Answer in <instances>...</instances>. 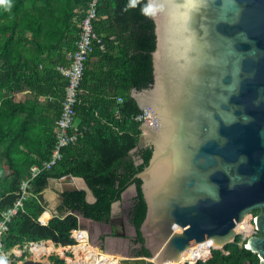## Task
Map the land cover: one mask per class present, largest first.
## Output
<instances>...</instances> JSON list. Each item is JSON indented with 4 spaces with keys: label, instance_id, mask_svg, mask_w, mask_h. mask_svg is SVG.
<instances>
[{
    "label": "water",
    "instance_id": "1",
    "mask_svg": "<svg viewBox=\"0 0 264 264\" xmlns=\"http://www.w3.org/2000/svg\"><path fill=\"white\" fill-rule=\"evenodd\" d=\"M146 3L155 35L152 83L131 96L154 117L141 124L132 151L151 148L133 176L146 208L138 231L147 254L120 264L177 263L202 241L216 247L212 256L233 243L234 226L252 212L256 235L244 249L264 264V0ZM47 187L83 191L88 204L96 202L81 178H49ZM128 196L125 190L112 209L120 204L122 214Z\"/></svg>",
    "mask_w": 264,
    "mask_h": 264
},
{
    "label": "trees",
    "instance_id": "2",
    "mask_svg": "<svg viewBox=\"0 0 264 264\" xmlns=\"http://www.w3.org/2000/svg\"><path fill=\"white\" fill-rule=\"evenodd\" d=\"M86 4L87 0H0V214L14 205L30 167L50 158L60 114L56 98L66 86L56 67L68 64L66 53L74 48ZM93 28L105 50L91 53L79 86L75 121L86 131L62 151V159L48 173L35 178L31 191L36 199L26 200L24 212L18 211L8 222L2 237L4 249L22 241L71 245L69 232L77 227L73 215L108 221L112 204L131 184H135L136 196L131 200L129 219L141 240L138 229L146 208L140 181L133 176L147 165L151 148L137 152L142 163L135 166L132 151L142 129L141 122L133 118L141 109L131 92L152 83L154 24L146 0H99ZM20 92H27L24 100L15 101ZM45 95L54 100L39 102L38 97ZM66 175L83 179L96 202L88 204L83 191L62 193L56 217L41 226L36 219L46 205L43 192L48 179ZM240 242L237 236L233 243L213 251L212 264H242L251 253ZM224 253L226 257H220Z\"/></svg>",
    "mask_w": 264,
    "mask_h": 264
},
{
    "label": "built area",
    "instance_id": "3",
    "mask_svg": "<svg viewBox=\"0 0 264 264\" xmlns=\"http://www.w3.org/2000/svg\"><path fill=\"white\" fill-rule=\"evenodd\" d=\"M99 0H87L86 8L83 10V17L78 22L77 38L74 42V48L72 51L66 53V59L68 64L66 66L59 65L56 67L59 75L66 81L64 94L59 99L60 102V114L55 121V144L51 151L49 160L43 162L41 166L30 167L29 174L20 183V193L15 201L14 205L7 211L2 212L0 220V264H57L55 260H61L64 264H69L68 258L75 260V254L70 251H65L63 254L56 250H51L49 253L39 252L40 246L44 243H52L51 240H40V241H22L14 245L10 249H4L2 244V237L8 231V222L14 217L18 211L24 212V202L30 198L36 199V194L31 191L35 178L41 173H48L61 159L62 151L76 144L84 135L86 131L85 127L77 126L75 121V106L79 103L80 96V83L83 77L85 63L88 60L94 49H99L104 52L105 46L102 42V38L97 36L94 32L93 22L96 19L97 6ZM51 99V98H49ZM121 98H117V103H121ZM117 115V110L115 111ZM134 121L146 122V125H153L154 117L151 115L150 110L143 109L141 113L135 116ZM49 213L48 218H44L43 214ZM77 221V227L70 230L69 239L71 245L62 246L56 245L61 248L68 246L77 247L79 246V240L87 245L90 243L88 240L92 236L90 229L86 225H82V218L73 215ZM43 217V218H42ZM56 217L47 209L45 205L43 211L37 217V222L41 226H47L48 222ZM77 236V238H73ZM95 247V243H93ZM97 256L106 254L97 247ZM36 250L38 255L35 257L33 250ZM92 253L88 252L84 254V260L90 261L92 259ZM122 258H118L116 264H120Z\"/></svg>",
    "mask_w": 264,
    "mask_h": 264
},
{
    "label": "flooded vegetation",
    "instance_id": "4",
    "mask_svg": "<svg viewBox=\"0 0 264 264\" xmlns=\"http://www.w3.org/2000/svg\"><path fill=\"white\" fill-rule=\"evenodd\" d=\"M144 148L146 147H140L133 152L135 155L134 159L137 160V162H135V166L141 164L139 154L136 155V153ZM126 190L129 191V196L126 202L127 205L123 206L122 217L117 216L114 213L113 208L111 209V215L108 221L92 223H90L89 221H85V223L86 226L90 229L92 236H95V243L98 247L101 248V250L106 249L108 241H114L115 239H119L122 244L117 243L115 246H123V248L125 247L126 252L123 254L127 255V258H138L147 254V251L143 247H140V244L143 242V240L142 238V241L140 240L136 228L129 219V207L131 205V200L136 196V191L130 189L128 190V188ZM257 213L258 212H254V215H256ZM246 223H248V220L246 221ZM210 252L211 249H209V253ZM227 254L228 253H224L220 257H226ZM206 262L211 264L214 263L213 255L210 256V258ZM242 264H259V258L255 254H246Z\"/></svg>",
    "mask_w": 264,
    "mask_h": 264
},
{
    "label": "bare ground",
    "instance_id": "5",
    "mask_svg": "<svg viewBox=\"0 0 264 264\" xmlns=\"http://www.w3.org/2000/svg\"><path fill=\"white\" fill-rule=\"evenodd\" d=\"M49 217V213H47V218ZM248 219V216L246 218H244V220L242 221V223H237L234 228L237 230V233L235 234L237 235H242L244 238L247 236L248 233L252 232L251 229V224L246 223ZM73 238H77V236H74ZM79 240V246H77L78 250L76 249V247H72V246H68L65 248H61L58 247L50 242L48 243H44L42 244V246H40V250L39 252H46L49 253L51 250H56L57 252L63 254V252L65 251H70L71 253L75 254V260L69 259L68 258V262L69 264L75 263V264H104L105 261H109V259L113 260L114 262L118 260V258L116 256L113 255H108L109 252H106V254H101V256H97V252L94 251V247L91 244H85L83 241L84 240ZM92 239L89 238V242L92 243L91 241ZM216 247H213L212 244H209V246H206L203 241L199 242L197 244H195V246L188 250L187 252L181 254L180 256V261L177 263L171 262V261H165L162 264H197L200 260H202L204 258L205 255L209 254V249H213ZM78 251H84L82 253L78 252ZM90 252L92 253V259L90 261L84 260V254H86V252ZM33 253L35 255V257L38 255L37 251L34 249ZM80 253V254H77ZM111 254V253H109ZM123 259V258H122ZM151 260V259H149ZM151 262H154L153 260H151ZM117 263V262H115Z\"/></svg>",
    "mask_w": 264,
    "mask_h": 264
},
{
    "label": "rangeland",
    "instance_id": "6",
    "mask_svg": "<svg viewBox=\"0 0 264 264\" xmlns=\"http://www.w3.org/2000/svg\"><path fill=\"white\" fill-rule=\"evenodd\" d=\"M15 98H16L17 100H19L18 95H16ZM52 196H53V197L50 199V201H49V205H52V204H53V200H56V199H57V197H56L55 194H52ZM114 213H115L117 216L122 217L120 204H117L116 207H114ZM253 216H255V215H254V212H252V213L248 216V219H247V220H249V223L251 224L252 232L248 233L247 236H246L245 238H247L249 235H256L255 232H254L253 226H252V217H253ZM117 220H118V219H117ZM82 225H86V223H84V222L82 221ZM237 236L241 238V242H242V241L245 242V241H244L245 238H242V235H237ZM237 236H236V237H237ZM236 237H235V238H236ZM90 238L92 239V240H91L92 243H89V244H91V245L94 247V251L97 252L96 249H98V248H97L98 246H97V244L95 243V236H90ZM234 241H235V240H234ZM234 241H233V242H234ZM241 242L238 243V245H241ZM93 243H95V245H96L97 247H95V246L93 245ZM117 243L122 244L121 241H120L119 239H115L114 241H108V242H107V245H106V250H108V251H113V252H114L113 254L117 253L116 255H119V254H120L119 256L122 255L120 258H126L127 255L123 254V253L126 252L125 247L123 248V246H120V247L115 246ZM95 248H96V249H95ZM76 249L78 250L77 247H76ZM211 250H212V249H211ZM219 250H221V249H219ZM78 252L82 253V252H84V251H78ZM85 252L87 253V251H85ZM80 253H77V254H80ZM111 255H112V254H111ZM111 255H110V256H111ZM113 256H115V255H113ZM119 256H118L117 258H119ZM124 256H126V257H124ZM210 256H211V252H210L209 254L205 255L204 258H203L202 260H200V262H201V263L206 262V261H207L206 259H208ZM117 261H118V260H117Z\"/></svg>",
    "mask_w": 264,
    "mask_h": 264
},
{
    "label": "crops",
    "instance_id": "7",
    "mask_svg": "<svg viewBox=\"0 0 264 264\" xmlns=\"http://www.w3.org/2000/svg\"><path fill=\"white\" fill-rule=\"evenodd\" d=\"M26 93H27V92H20L19 94H16V95H18L19 100H17V99L15 98V101H23L24 98H25V94H26ZM16 95H15V96H16ZM49 98H51V99H49ZM60 98H61V97H60ZM60 98H56V100L59 101ZM38 100H39V102H41V103H47V102H50V101L54 100V98L51 97V96H49V95H45V96H39V97H38ZM52 190H54V191L57 192L58 194H62V193H61L59 187H56V188H54V189L47 187V188L44 190V192H43V199H44V201H45V203H46L47 209H48L50 212L53 213V212L55 211V209L58 207V205L60 204V202H61L62 200H61V197H60L59 195H57L55 192H53ZM52 194H55L56 197H57V199H56V200H53V204H52V205H49V201H50V199L53 197ZM45 213L47 214L48 212H45ZM111 254H112V255H115L116 257L119 256V255H116V254H113V253H111ZM108 255H109V253H108ZM120 257H121V256H119V258H120ZM109 261H111V262L114 263V264H116L115 262H117V261L114 262V261L111 260V259H109ZM72 264H75V263H72Z\"/></svg>",
    "mask_w": 264,
    "mask_h": 264
},
{
    "label": "clouds",
    "instance_id": "8",
    "mask_svg": "<svg viewBox=\"0 0 264 264\" xmlns=\"http://www.w3.org/2000/svg\"><path fill=\"white\" fill-rule=\"evenodd\" d=\"M83 220V219H82ZM83 222L85 223V221L83 220ZM67 246V245H66ZM103 251V250H102ZM105 253V252H104Z\"/></svg>",
    "mask_w": 264,
    "mask_h": 264
}]
</instances>
